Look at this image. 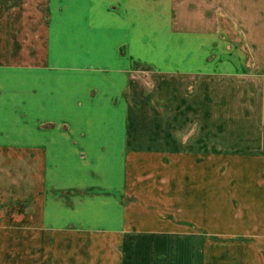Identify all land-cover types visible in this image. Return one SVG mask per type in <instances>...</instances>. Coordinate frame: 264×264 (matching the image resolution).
Masks as SVG:
<instances>
[{
    "label": "crops",
    "instance_id": "1",
    "mask_svg": "<svg viewBox=\"0 0 264 264\" xmlns=\"http://www.w3.org/2000/svg\"><path fill=\"white\" fill-rule=\"evenodd\" d=\"M51 1L77 4L56 13L66 41L53 49L80 53L68 57V65L109 71L102 76L77 69L60 77L64 87L50 89L48 83L40 91L38 78L32 80L30 139L0 133V162L29 168L15 177L16 185L29 187L17 190L18 199H29L23 205L29 215L15 217L7 225L15 231L0 235V258L4 264L6 258L11 264H54L56 254L62 264H103L102 250L87 260L84 247L93 237L114 240L107 264H216L215 234L208 229L136 228L123 201L128 164L135 156L165 162V171L172 163H201L195 186L202 191L210 190L209 170L203 169L209 161L264 163V0ZM185 1L190 12L179 17L182 4L171 3ZM2 45L0 64L8 57ZM93 50L99 56L88 58ZM136 65L146 70L141 96L132 75ZM9 94L22 98L18 91ZM1 118L0 130L8 129ZM28 148L29 154L22 152ZM260 199L247 204L248 213H234L239 224L253 219L264 225ZM206 219H214V212ZM56 235L76 239L78 250L55 252ZM256 236L234 240L262 239ZM235 249H227L222 264H264L261 248Z\"/></svg>",
    "mask_w": 264,
    "mask_h": 264
},
{
    "label": "rangeland",
    "instance_id": "2",
    "mask_svg": "<svg viewBox=\"0 0 264 264\" xmlns=\"http://www.w3.org/2000/svg\"><path fill=\"white\" fill-rule=\"evenodd\" d=\"M66 4L51 0H0V42L3 43L2 46H6L8 52L7 60L0 64V103L7 104L4 108L6 112L0 116L2 117L1 123H6L8 129H1L0 133H6L8 138H14V132H21L24 140L30 139L33 125L30 107L31 90L36 89V82L33 83L32 80L38 78L40 91L47 89L48 83L50 89L64 87L68 83L63 82L60 77L77 73V69L102 76L109 71L108 67L101 65H87L86 67L68 65L66 59L79 56L80 53L56 48V45L62 47L66 41L63 34L58 32L62 27V19H56V13L62 14L64 6H69L70 9L77 8V4ZM171 4H182L178 16L187 17L186 14L190 12L189 1ZM93 36L95 41V35ZM54 43H56L55 49H53ZM119 52L124 54L122 49ZM99 53L100 51L96 50L89 51L87 57L95 58L99 56ZM105 53L109 56V51ZM144 71L146 70L143 66L136 65L132 74L138 85L136 93L139 92L140 96L145 87L142 79L146 76ZM14 91L21 93L22 98L9 96V93ZM14 104L16 110L11 108ZM141 115L139 113L136 116L137 121ZM42 125L40 124V127H43ZM22 152L29 154L30 151L28 148V151ZM131 161L128 164L129 192L123 201L131 207L130 213L134 217L137 229H208L215 234L216 264L223 263L222 257L227 253L228 248L236 250L239 244H245L246 247L249 245L251 249L257 246L264 252V225H255L253 219V224L241 225L239 220L233 216L234 213H244V210L248 213L250 206L247 204L249 202L261 198L260 202L263 203L264 163L217 158L209 161L205 163L203 169L205 172L206 169L209 170L207 179L210 190L204 187L202 191H199L195 185L201 181V177L198 176V169L202 168L201 163H181V167L179 163H172L171 169L165 171L164 165H167L165 162L146 160L138 156L133 157ZM26 164L18 161L0 162V235L15 231L7 226L13 223L12 220L15 221V217L27 218L25 215H29V210L23 206L29 199L20 200L17 195L19 194L17 190L24 191L29 187L15 183V177L18 174L23 173L24 175L25 171L29 170ZM5 175L7 178L2 179ZM250 181L251 184H249ZM248 187H254L260 192L253 194L252 189ZM208 211L214 212V219L210 221L206 219ZM227 213H231L232 218H228ZM4 217L6 218L5 225L2 222ZM190 221L197 224L202 222L203 225H190L188 224ZM246 234L257 235V238L262 239L249 242L234 240L245 238ZM259 234L262 236H258ZM73 240V238L56 235L55 252L70 248L77 251L79 243L76 239ZM84 248L88 251L87 260L90 262L96 256L94 250H97V253L102 250L103 264H107V252L114 251V240L104 238L103 242H96L92 237L86 241ZM5 260L6 264H11L12 259L6 258ZM62 263L63 258L55 254L54 264ZM0 264H4L1 258Z\"/></svg>",
    "mask_w": 264,
    "mask_h": 264
}]
</instances>
